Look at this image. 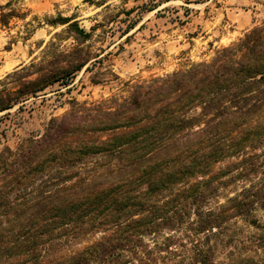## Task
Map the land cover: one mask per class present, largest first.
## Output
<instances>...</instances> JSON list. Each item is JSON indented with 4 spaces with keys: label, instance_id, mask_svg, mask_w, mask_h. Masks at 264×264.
Wrapping results in <instances>:
<instances>
[{
    "label": "trees",
    "instance_id": "1",
    "mask_svg": "<svg viewBox=\"0 0 264 264\" xmlns=\"http://www.w3.org/2000/svg\"><path fill=\"white\" fill-rule=\"evenodd\" d=\"M57 24H68L76 46L33 65L36 76L16 90H0V112L101 65L83 47L95 28ZM3 156L0 264H154L152 252L139 253L164 232L185 236L192 264H218L219 240L238 219L260 231L251 244L264 254V24L211 63L140 84L111 108L53 119ZM91 235L101 239L65 253Z\"/></svg>",
    "mask_w": 264,
    "mask_h": 264
},
{
    "label": "rangeland",
    "instance_id": "2",
    "mask_svg": "<svg viewBox=\"0 0 264 264\" xmlns=\"http://www.w3.org/2000/svg\"><path fill=\"white\" fill-rule=\"evenodd\" d=\"M63 19L78 22L87 32L96 29L83 47L102 63L90 73L76 74L67 85L55 84L0 112V161L5 148L15 150L24 139L43 134L53 119L74 110L111 108L140 84L211 63L218 51L264 24V0H0V90H16L36 76L33 65H46L76 46L68 24L56 25ZM93 74L98 83L92 82ZM244 185L222 190L212 206L225 204ZM257 217L264 225V211ZM232 225L219 240L224 245L219 244L218 264L263 257L251 244L260 231L240 219ZM100 239L91 235L65 253ZM144 241L146 250L139 255L146 258L149 250L157 258L154 264H192L193 248L180 232Z\"/></svg>",
    "mask_w": 264,
    "mask_h": 264
}]
</instances>
